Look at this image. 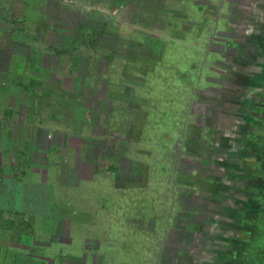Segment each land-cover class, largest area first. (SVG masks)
Here are the masks:
<instances>
[{"label": "crops", "instance_id": "1", "mask_svg": "<svg viewBox=\"0 0 264 264\" xmlns=\"http://www.w3.org/2000/svg\"><path fill=\"white\" fill-rule=\"evenodd\" d=\"M179 3L180 17L117 23L123 47L108 51L132 55L113 64L115 80L113 65L100 82L75 70L68 80L60 61L39 68L29 47L0 48L26 59L20 78L0 79V264H236L235 253L255 243L250 221L264 211L252 199L264 196V0ZM83 82L103 88L101 101L78 109L61 87ZM111 134L133 137L110 144ZM183 166L191 180L178 176Z\"/></svg>", "mask_w": 264, "mask_h": 264}, {"label": "rangeland", "instance_id": "2", "mask_svg": "<svg viewBox=\"0 0 264 264\" xmlns=\"http://www.w3.org/2000/svg\"><path fill=\"white\" fill-rule=\"evenodd\" d=\"M162 1L32 0L33 5L22 10L19 6L12 5V2L13 4L15 3L14 0H8V22L0 25V35L2 36L4 31H7L9 36L12 33V37L4 41L7 42L6 44L0 37V48L7 45L9 51L10 48L18 49V47L27 46L31 49L28 61L34 66H39L40 68L42 62L50 65L60 61V64L65 65V67H62V74H66V79H72V70H75L78 74V79L84 80L86 78L100 82L101 79L106 78L104 74L106 75V71L111 69L113 64H117L121 60L126 63L130 61L129 58L131 59L132 54H126L125 52L132 50L131 47H125L126 50L123 49L122 52H125V54H112L108 51V49L113 48L115 52L117 46H120L119 48L123 47L121 43L116 44L117 23L120 27V23L123 21L129 23L133 17L137 21L142 17L149 19L150 15H155V13L157 15L180 17L179 15L182 11H185V7L182 8L179 3L180 0H168L169 3H166V0ZM242 3L239 2L238 5L242 6ZM242 11L243 9L238 10V16L243 15L241 14ZM178 21L179 19L176 18L174 22L178 23ZM22 34L26 36H21ZM8 51H3L4 54L0 53V68L9 64V71L11 72L0 69V79L9 77L20 78L26 59L19 52L9 54ZM116 73V68L113 65L111 75H107V78L115 80ZM219 78L224 80L228 76L221 75ZM231 78L238 79L235 76ZM102 89L101 87L86 85L84 82L73 87L65 84L61 87V94L62 96L67 94L76 96L75 100L79 107L78 109H80V107L84 108L87 103L92 104L95 101L96 104L100 102ZM117 90V87H104V92L107 91L109 96H112V93L118 95ZM0 91H3L2 87ZM144 107L147 109V106ZM112 121L115 127V117H113ZM131 122L132 120L129 119L128 123ZM118 137H122L121 143H126L133 136L131 134H123L121 136L111 134L108 136L109 143H116ZM141 137L146 139L145 136ZM212 137L210 130L206 129V138L211 141ZM175 143H177V140ZM252 151L255 152L257 150L252 148ZM261 157L264 159V155ZM109 158H115V153ZM177 169L179 171L178 176L182 181L191 180L188 178V174L185 173L189 169L187 166H183L180 169L177 167ZM211 185L212 183H205L206 187ZM263 191L264 188L261 192ZM252 199L257 200L258 204L264 208V196L261 198L258 194H255ZM187 200L184 196L177 203L181 206V203H186ZM191 202L192 199H190ZM246 204L249 205V203ZM250 222L259 229V232L256 233L255 243H251V245L246 247V252L242 255L238 253L239 251L235 253V256H241L242 260L237 261L236 264H264V254H258V252H264V211L263 214H255ZM238 234L242 237L244 231L242 230ZM191 236L195 237L193 233ZM256 254H258L257 257Z\"/></svg>", "mask_w": 264, "mask_h": 264}, {"label": "flooded vegetation", "instance_id": "3", "mask_svg": "<svg viewBox=\"0 0 264 264\" xmlns=\"http://www.w3.org/2000/svg\"><path fill=\"white\" fill-rule=\"evenodd\" d=\"M263 41H264V39H263ZM259 84H260V83H258V82H257V83H253V84H252V87L255 88V89H256V88L258 89V88H260ZM256 121L260 122V120H258V119H257ZM263 130H264V124H263Z\"/></svg>", "mask_w": 264, "mask_h": 264}]
</instances>
